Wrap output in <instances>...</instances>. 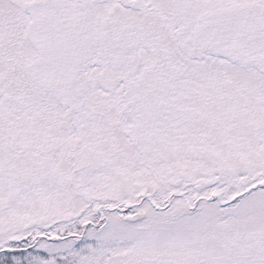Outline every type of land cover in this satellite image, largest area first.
Segmentation results:
<instances>
[{
  "label": "snow or ice",
  "instance_id": "1",
  "mask_svg": "<svg viewBox=\"0 0 264 264\" xmlns=\"http://www.w3.org/2000/svg\"><path fill=\"white\" fill-rule=\"evenodd\" d=\"M0 264H264V0H0Z\"/></svg>",
  "mask_w": 264,
  "mask_h": 264
}]
</instances>
